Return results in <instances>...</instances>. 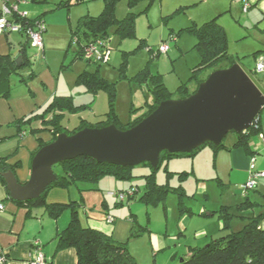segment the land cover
Wrapping results in <instances>:
<instances>
[{
  "label": "rangeland",
  "instance_id": "1",
  "mask_svg": "<svg viewBox=\"0 0 264 264\" xmlns=\"http://www.w3.org/2000/svg\"><path fill=\"white\" fill-rule=\"evenodd\" d=\"M59 1L19 3L20 10L27 11L29 15H44L47 24V30L43 33L47 42L45 50L28 46L26 51L30 62L20 67L19 74L12 76L11 100L24 106L31 100L33 105L38 106L34 113L38 115L30 117L25 124L24 130L29 133L36 131L31 128L44 125L42 116L46 108L55 102V96L61 94H67L71 99L73 97L74 104V109L68 108L62 112L59 120L62 127L71 130L80 125L82 119L90 123L108 119L111 94L104 88L91 93L87 85L78 79V75L86 69L97 71L109 83L115 84L114 112L123 124L134 120L148 104L156 101L153 92L155 75H162L174 97L179 94L177 89L184 82L192 89L196 83L193 70L200 63L201 54L195 47L197 38L191 28L194 24L202 25L217 17L227 31L230 55L264 90V74L255 71L256 59L253 55L256 50H264V46L256 29L257 20L250 16L253 8L243 10V0H137L133 6L131 0H119L116 8L118 18H123L129 11L137 14L135 36L121 38L115 32L116 27L110 26V58L100 65L76 56L80 43L76 36L73 41L71 38L72 29H79L80 33L85 30L80 25L81 17L102 12L104 0L80 3L72 0L69 8H56L55 4ZM2 3L3 0H0V5ZM9 32L16 44L27 39L26 33L18 30ZM243 32L246 36L242 38ZM142 40H145V44L137 48ZM161 43L169 45L168 51L154 58L152 54ZM224 64L222 62L217 68ZM211 71L212 68H206L200 71V76ZM142 72L146 74L145 79L140 78ZM22 77L26 81H22ZM45 120H49V116ZM261 120L264 132V106ZM15 128L9 123L0 124V134ZM235 138V132H228L224 139L226 146L231 147ZM1 139L2 151L12 148L11 142ZM249 141L258 152L248 153L240 146L222 148L216 152L206 146L194 155L173 156L163 162L156 172L157 180L170 187H182L181 197L178 192L169 191L164 202L141 201L139 198L146 183L144 174L152 170L150 165L138 164L131 167V179L103 175L97 180L53 186L46 193V202L51 203L50 197L53 195L55 202L75 200L98 211L105 208L107 213L116 217L122 238H125L122 241L128 242L139 264H177L193 248L204 246L231 230L238 231L246 223V218L264 209V176L257 180V187L249 191V200L243 188L251 169L264 171V140L260 133H255ZM166 166L172 173H167ZM54 169L56 174L64 172L62 165H56ZM184 170L189 173L180 176L179 172ZM131 186L138 187L139 191L129 200L126 198L119 203L116 192ZM223 211L227 212L228 227H225L222 218ZM64 214L69 222L71 210L66 207L58 218ZM79 215L84 225L89 224L80 207ZM133 223L141 233L131 237ZM160 236L166 245L156 247L153 252L151 240L155 242Z\"/></svg>",
  "mask_w": 264,
  "mask_h": 264
},
{
  "label": "trees",
  "instance_id": "2",
  "mask_svg": "<svg viewBox=\"0 0 264 264\" xmlns=\"http://www.w3.org/2000/svg\"><path fill=\"white\" fill-rule=\"evenodd\" d=\"M7 1L8 3H19L22 1L42 3L48 2L49 0ZM71 1L72 0H61L55 4L56 8H69L72 4ZM84 1L89 0H76V3ZM118 1L119 0H104L105 5L101 13H99L98 15H85L81 17L80 25H83L85 30L80 33L81 31L79 29H72L71 41H73L76 36V40L80 43V48L77 51L76 56L86 59L88 63L93 62L98 65L104 63V61L100 59L86 58L84 56V49L89 44L96 43L99 39H107L108 37H110V26L116 27L115 32L121 38L135 36V16L137 14L133 11H129L127 15H125L123 18H118L116 15ZM136 1L137 0H131V6H133ZM13 16L22 23V28L18 30L22 34L26 33L27 27L34 26L35 20H40V22L43 24V33L47 30V24L43 17L44 15H38L36 17L29 16L27 17L28 19L21 18L16 13H14ZM217 18L208 20L202 25L194 24L191 28L192 32L197 38L195 47L199 50L201 54V61L193 70V77L196 78V88L199 82H201L208 75L206 74L201 77L200 71L205 70L209 67L212 68L213 71L214 69H218L217 65L221 64L222 62H225V64L223 66H220L219 68L227 67L235 63L236 61L234 60L233 56L229 53V39L226 35L227 31L225 27L220 24L219 21H217ZM8 32L9 31H6L5 33ZM26 38L27 39L23 43L22 48L25 64L29 63L31 60L26 52L27 47L31 46L28 35ZM144 44L145 40H142L141 43L139 42L137 48L143 46ZM149 49L154 51L153 48ZM262 52H264V50H256L253 55L256 58L257 55H260V53ZM160 55L161 52L159 51L158 47V49L154 51L152 56L155 58L159 57ZM19 69L20 67L17 66L15 62V57L12 53H0V97L10 98L13 87L12 76L14 74H19ZM33 73H35V71H33ZM145 75V72H142L140 74V78L145 79ZM78 79L87 85L88 90L91 93L96 92L98 88H104L109 90L111 94L112 103L111 110L107 114L108 119L106 121H99L97 123H90L82 119L80 125L76 126L74 129H66V127H62L59 124V120H61L60 117L63 114L62 112L64 110L68 108L74 109V104L72 103L73 99H71L69 95L55 96L57 97L55 102H53L51 106L46 108L44 115L42 116V122L44 125H42L41 128H31V130L33 131L36 130L35 132H33L34 134H37L38 132H40V130L49 129L50 131H52L53 134L52 139L48 142H45L39 137V147L33 153V157L43 145L53 141L57 137L58 133L67 132L69 134H72L86 126L96 127L108 124H116L119 128L126 129L137 124L145 116L151 113L161 101L168 98L185 97L196 89L195 88L194 90L190 91L186 82H184L179 85L177 89V93H179L177 95L178 97H174L173 92H171L165 85L162 79V75H155L153 77V92L156 101L152 104H148L147 108L142 112V114L136 117L134 120H129L128 123L123 124L119 121L114 112L115 84L109 83L110 81L104 78L102 75L98 74L97 71L93 72L87 69L78 75ZM21 80L26 81L24 78ZM36 114L38 115V113ZM36 114L23 116L14 121L20 132H26L24 130V127H26L25 124H27V121L31 119L30 117ZM51 114L52 116H50ZM46 116H49V120H45ZM261 119L262 112L256 117V119L253 120L254 123L245 132H241L240 134L235 133L236 138L232 146L243 147L246 152L252 154L258 152L252 148L249 139L250 136L255 133H264ZM206 146L212 147L213 149H215L216 152L222 148L228 147L226 146L224 140L219 145H216L213 142H207L190 153H169L167 151H163L160 154V162L157 167L151 166L149 162L141 163L145 165H150L152 171L150 173L144 174V177L146 178V183L143 193L141 194L139 199L145 203L164 202L169 191H176L178 192L180 197L183 196L182 187L174 188L170 187L166 183L159 182L156 177V172L158 168H160V166L163 164V162L170 159L171 157L182 155H194ZM19 165V161L15 163H10L8 162V156L0 155V179L2 180L5 186L6 182L2 177L1 173L9 169L15 171V169ZM57 165H62L64 168V172L57 174L56 180L48 186V188L41 194L39 198L26 202H21L17 200L15 201L19 204L28 206L29 210L35 208L36 206H43L44 210L48 213V215L55 219L59 217V215L66 207L70 209L71 216L68 225L64 229L58 231L55 236V239L57 240L58 249H65L68 247H74L76 249L78 255V264H139L135 255L130 250L128 242L116 240L112 233H109L103 229L93 227L87 223V225H84V223L79 217V207L83 209L87 220L93 217L92 213L93 211H95V208L86 207L82 204V202H78L75 200H71L68 203L46 202V193L53 186H69L72 182H78L83 180H97L103 175H114L115 177L120 179H131L133 177L131 169L132 166H120L115 164L100 163L94 158L84 155L64 161L62 163H58ZM166 169L168 174L172 173L168 170L167 166ZM188 173L189 172L185 170L179 172L180 176H184ZM257 185L252 189H255ZM5 188L7 193L10 195L7 186ZM252 189H248L245 192L247 200L250 199L248 193ZM119 191H133V193H128L127 195V200H129L130 198L134 197V195L139 190L138 187L135 188L134 186H131L129 189ZM118 202L123 203L124 201ZM102 210L103 211H100L104 213V220L109 224H113L115 222V217L113 222H108V215H110V213H107L105 208ZM226 214L227 212L223 211L222 218L223 220H225V227H228V216ZM246 219V223L238 231L231 230L224 236L212 239L208 244L204 246L193 248L190 251L189 255L181 257L180 261L177 264H264V223H261L262 220H264V209L260 213L253 214ZM140 233V229L136 228L135 224L133 223L130 236L132 237L135 235H139ZM0 249L4 250L1 247ZM48 264H53V262L50 261L48 262Z\"/></svg>",
  "mask_w": 264,
  "mask_h": 264
},
{
  "label": "water",
  "instance_id": "3",
  "mask_svg": "<svg viewBox=\"0 0 264 264\" xmlns=\"http://www.w3.org/2000/svg\"><path fill=\"white\" fill-rule=\"evenodd\" d=\"M15 62L19 67L25 64L23 51ZM245 71L236 61L215 69L189 95L161 101L126 129L108 124L58 133L34 155L26 182L12 169L1 173L10 198L21 202L39 198L56 180L55 165L79 156L120 166L149 162L157 167L163 151L190 153L207 142L219 145L228 132H245L264 106V91Z\"/></svg>",
  "mask_w": 264,
  "mask_h": 264
},
{
  "label": "crops",
  "instance_id": "4",
  "mask_svg": "<svg viewBox=\"0 0 264 264\" xmlns=\"http://www.w3.org/2000/svg\"><path fill=\"white\" fill-rule=\"evenodd\" d=\"M249 3L250 7L248 9L253 8L250 11V16L253 17L254 20H257L255 21L256 29L258 34H260V43L264 46V0H249ZM39 14L30 16L36 17ZM9 33L10 32L0 33L2 35L0 36V53H12L13 56L16 57L22 52L23 43L26 40L23 43L22 40H20V43L16 44L13 41L12 34L9 35ZM244 34L245 33L243 32L242 38L246 36ZM46 43V38L44 37L43 50H45ZM195 88L196 83L192 89H188L192 91ZM37 107V104L33 105L31 100H28L26 106H24L21 102L18 103L17 101H12L11 98L0 97V124L3 125L9 123L16 127L15 129H9L0 134L1 138L11 142L10 146L12 147L7 151H2L0 149V155H7L8 162L10 163H15L17 161L20 162V165L15 169V172L21 182H26L30 177L33 153L39 147L40 143L38 138L40 137L43 141L48 142L53 136L52 131L50 130H42L37 134L29 133L27 131L24 133L20 132L14 123V121L23 116L34 114L38 110ZM83 120L87 121V119ZM229 148L231 149L235 147L231 145ZM5 187L6 186L0 179V201L5 205L4 210H0V247L7 253L9 264H31L33 255L32 243L35 240L40 241L42 251L46 258L45 264H48L50 261H52L53 264H78L76 249L74 247L58 249L57 240L55 239L58 231L64 229V227L67 226L66 224H68L65 219V214L64 216L55 219L48 215L42 206H36L29 210L28 206L19 204L14 199L10 198ZM88 188L90 189L91 187ZM50 200L51 202H55V196L51 195ZM92 214L93 217L88 220L91 226L112 233L116 240L122 241L125 239L122 238L123 235H121L119 224H116V217L115 222L109 224L104 220V213L100 210H95ZM151 242L153 252L156 247L162 248L166 245V241L161 236L155 239V242H153V240H151Z\"/></svg>",
  "mask_w": 264,
  "mask_h": 264
},
{
  "label": "built area",
  "instance_id": "5",
  "mask_svg": "<svg viewBox=\"0 0 264 264\" xmlns=\"http://www.w3.org/2000/svg\"><path fill=\"white\" fill-rule=\"evenodd\" d=\"M24 2V1H22ZM20 3V2H19ZM19 3H11L7 0H3L0 6V33H5L6 31H15L22 28V23L14 18L13 14L16 13L21 18H27L30 15L27 11L20 10ZM250 7L249 0H243L242 9L247 10ZM28 19V18H27ZM44 28L40 20H35L34 26H29L26 29V33L29 37L31 46L39 49L40 51L44 48V38L42 29ZM110 37L107 39H99L96 43L89 44L84 49V56L89 59H100L107 62L110 58L111 47H110ZM169 45L167 43H161L159 45V51L165 53L168 51ZM256 59L255 71L264 74V52L258 54ZM260 136L264 140V133H260ZM264 176V171L251 169L250 175L247 181L243 184L244 191L254 188L260 177ZM128 193H133V191H117L116 195L118 201H125ZM5 205L0 201V210H4ZM114 216L108 215V222H113ZM33 255L31 264H45L46 258L44 252L42 251L41 244L39 240H35L33 243ZM7 253L0 249V264H9V258Z\"/></svg>",
  "mask_w": 264,
  "mask_h": 264
}]
</instances>
